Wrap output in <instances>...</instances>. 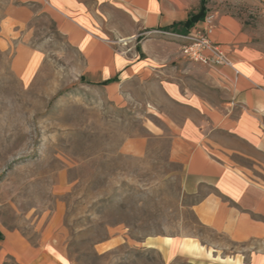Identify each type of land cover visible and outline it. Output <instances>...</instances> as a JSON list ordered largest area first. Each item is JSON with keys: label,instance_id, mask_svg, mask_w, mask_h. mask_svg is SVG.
<instances>
[{"label": "rangeland", "instance_id": "obj_1", "mask_svg": "<svg viewBox=\"0 0 264 264\" xmlns=\"http://www.w3.org/2000/svg\"><path fill=\"white\" fill-rule=\"evenodd\" d=\"M9 2L0 0V24ZM206 4L213 14L237 17L264 41V0ZM27 28L24 39L40 57L27 80L13 65L16 44L9 49L0 44L3 220L27 230L39 219L56 220V235L71 264H196L185 256L165 262L160 250L148 244L154 237L196 240L209 248L204 256L217 261L221 257H213V249L220 255L240 254L243 245L198 222L195 198L181 188V164L169 157L172 119L182 110L169 99L167 83L171 79L193 89L201 74L181 54L183 41L149 34L162 41L160 76L131 77L109 86L81 76L82 53L46 13L38 12ZM186 31L173 28L177 34ZM116 234V244L103 250Z\"/></svg>", "mask_w": 264, "mask_h": 264}, {"label": "crops", "instance_id": "obj_2", "mask_svg": "<svg viewBox=\"0 0 264 264\" xmlns=\"http://www.w3.org/2000/svg\"><path fill=\"white\" fill-rule=\"evenodd\" d=\"M202 2L211 13L207 0H10L0 44L4 49L16 44L13 65L27 80L40 62L38 51L24 39L27 24L43 12L82 53L81 76L88 82L113 86L131 77H159L162 41L149 34L173 33L175 24L197 12ZM214 14L209 38L232 66L190 63L201 72L193 89L168 81L169 99L182 110L172 119L169 157L181 164L183 193L196 196L192 210L198 222L244 247L234 256L213 249L212 256L221 257L217 261L204 256L209 248L193 239L154 237L148 244L160 250L165 262L185 256L196 264H264V41L237 17ZM202 24L198 20L189 31ZM140 35L146 38L133 43ZM128 51L136 52V58ZM56 224L39 219L27 230L0 214V264H71ZM117 238L110 237L103 246L111 245L103 250Z\"/></svg>", "mask_w": 264, "mask_h": 264}, {"label": "built area", "instance_id": "obj_3", "mask_svg": "<svg viewBox=\"0 0 264 264\" xmlns=\"http://www.w3.org/2000/svg\"><path fill=\"white\" fill-rule=\"evenodd\" d=\"M202 23V27L199 29L193 28L187 33L168 34L176 36L183 41L181 54L190 61L201 64L232 66L226 53L209 38V34L215 27V15L213 13H206L202 19Z\"/></svg>", "mask_w": 264, "mask_h": 264}, {"label": "trees", "instance_id": "obj_4", "mask_svg": "<svg viewBox=\"0 0 264 264\" xmlns=\"http://www.w3.org/2000/svg\"><path fill=\"white\" fill-rule=\"evenodd\" d=\"M205 14L206 12L204 8V3L202 2L197 12L191 13L184 22L176 23L175 26H180L183 28L184 31H188L198 20L203 19ZM192 196H194V198L196 197L195 195Z\"/></svg>", "mask_w": 264, "mask_h": 264}, {"label": "bare ground", "instance_id": "obj_5", "mask_svg": "<svg viewBox=\"0 0 264 264\" xmlns=\"http://www.w3.org/2000/svg\"><path fill=\"white\" fill-rule=\"evenodd\" d=\"M191 246H194V245H191ZM190 247V246H189ZM187 249V248H186ZM192 249V248H191Z\"/></svg>", "mask_w": 264, "mask_h": 264}]
</instances>
